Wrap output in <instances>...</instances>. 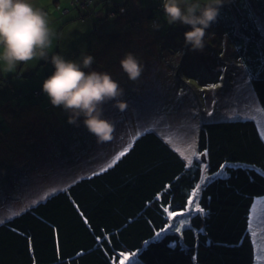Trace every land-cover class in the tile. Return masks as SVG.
<instances>
[{"label": "rangeland", "instance_id": "374dc122", "mask_svg": "<svg viewBox=\"0 0 264 264\" xmlns=\"http://www.w3.org/2000/svg\"><path fill=\"white\" fill-rule=\"evenodd\" d=\"M32 2L47 14L54 35L48 59L19 63L11 72L0 70V221L82 175L107 167L147 130L158 131L176 149L195 140L200 152L204 121L259 118L256 109L263 106L222 24L224 16H237L238 0H223L217 19L206 30L203 51L185 47L183 33L188 26L169 25L162 0H92L89 5L73 0ZM118 13L136 17L142 31L119 26L118 16L112 17ZM113 23L115 31L103 30ZM154 23L159 29L153 28ZM128 34L137 36L136 46L125 41ZM128 52L143 65L136 81L120 65ZM53 54L77 62L83 55L93 56L91 68L85 71L108 72L124 90V111L112 102L104 105L105 117L115 123L110 141L98 142L82 121L79 126L69 124L61 107L53 106L42 90L36 93L54 70ZM213 84L219 86L209 87ZM262 212L264 201L259 200L253 220L258 240L264 237L263 227L255 226L261 223ZM134 258L133 264H142Z\"/></svg>", "mask_w": 264, "mask_h": 264}, {"label": "trees", "instance_id": "16d2710c", "mask_svg": "<svg viewBox=\"0 0 264 264\" xmlns=\"http://www.w3.org/2000/svg\"><path fill=\"white\" fill-rule=\"evenodd\" d=\"M236 6L237 16H224L222 24L264 108V0H238ZM112 17L126 29H143L134 16ZM105 28L115 31L116 25ZM136 37L124 39L136 46ZM132 145L107 171L82 175L0 223V264H119L121 252H135L142 264H257L264 237L252 235L249 216L254 220L253 205L264 197V140L256 119L204 121L199 150L208 154L191 167L156 130L141 133ZM205 163L209 177L227 165V175L199 193L205 213L193 212L181 233L155 238L169 223L163 207L187 206Z\"/></svg>", "mask_w": 264, "mask_h": 264}, {"label": "clouds", "instance_id": "9594fccd", "mask_svg": "<svg viewBox=\"0 0 264 264\" xmlns=\"http://www.w3.org/2000/svg\"><path fill=\"white\" fill-rule=\"evenodd\" d=\"M223 0H162L161 7L169 25L188 26L183 33L184 45L190 51H203L206 30L217 19ZM159 24L153 28L159 29ZM54 33L47 14L34 6L32 0H0V70L13 71L19 63L34 59H48ZM91 55L82 60L65 59L60 54L51 56L53 72L43 80L41 89L51 104L61 107L68 115L67 122L83 126L98 142L113 138L115 123L105 117L104 105L112 102L120 111L127 108L121 99L124 90L110 73L90 69ZM128 78L136 81L143 65L131 52L120 60ZM82 118V119H81Z\"/></svg>", "mask_w": 264, "mask_h": 264}, {"label": "snow or ice", "instance_id": "6c2138e0", "mask_svg": "<svg viewBox=\"0 0 264 264\" xmlns=\"http://www.w3.org/2000/svg\"><path fill=\"white\" fill-rule=\"evenodd\" d=\"M219 85L213 84L209 87L215 88ZM256 111L260 114L259 118L257 117H250L251 119H257V127L260 131V138L264 140V108H257ZM139 135V134H137ZM132 144H129L127 147L123 149V151L119 152V154L115 157V159L112 160V163L108 165V168H111L113 165L117 163L118 160H120L121 157L125 156L130 149L132 148ZM179 152L182 158L186 160V167H191L193 165V162L196 161L197 163H200V157L201 156H207V149H205L203 152H199L196 149V142L193 140L191 143H187L184 145L183 149H175ZM227 167L226 164L220 165V170L216 173H213L212 177H209L206 175L207 172V164H203L201 167V180L199 183H197L194 188L192 189L191 193L188 196L187 199V206L183 208L181 211H172L170 210V207L164 206L163 211L166 213V219L168 220V224L165 225L164 228H162L160 231L156 232L155 238L161 237L166 231H174L175 233H181L182 230L190 223V218L193 212L197 214H204L205 209L201 206L199 203V193L203 186L206 185L207 182H210L215 177H224L227 175L225 172V168ZM101 171H107L106 168L101 169ZM93 175H96V173H93ZM167 190V186L166 189ZM159 195H157V199H159ZM261 201H264V197L259 198ZM256 211V204L253 205V213ZM179 218V219H176ZM3 221H0L2 223ZM87 223V221H85ZM261 226L264 227V217L261 218ZM253 228V216H249V230L251 231ZM252 235L255 236V231H252ZM120 259L119 264H129V261L132 259V257L136 256V253H127V252H121L119 253ZM257 264H260L261 261H264V245H262L259 249V253L257 255Z\"/></svg>", "mask_w": 264, "mask_h": 264}]
</instances>
